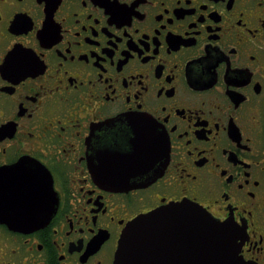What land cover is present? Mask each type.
Here are the masks:
<instances>
[{
  "label": "flooded vegetation",
  "instance_id": "flooded-vegetation-1",
  "mask_svg": "<svg viewBox=\"0 0 264 264\" xmlns=\"http://www.w3.org/2000/svg\"><path fill=\"white\" fill-rule=\"evenodd\" d=\"M176 202L264 264V0H0V204L49 208L0 264H113Z\"/></svg>",
  "mask_w": 264,
  "mask_h": 264
},
{
  "label": "water",
  "instance_id": "water-1",
  "mask_svg": "<svg viewBox=\"0 0 264 264\" xmlns=\"http://www.w3.org/2000/svg\"><path fill=\"white\" fill-rule=\"evenodd\" d=\"M32 194L15 191L10 195L12 201H27ZM43 210L39 204H0V220L14 229L36 228L40 225L37 215ZM214 220L196 203L161 206L127 226L113 264H239L240 243L232 227L225 229Z\"/></svg>",
  "mask_w": 264,
  "mask_h": 264
},
{
  "label": "snow or ice",
  "instance_id": "snow-or-ice-1",
  "mask_svg": "<svg viewBox=\"0 0 264 264\" xmlns=\"http://www.w3.org/2000/svg\"><path fill=\"white\" fill-rule=\"evenodd\" d=\"M177 206H182V205H177ZM193 206H197L195 204H193ZM213 223L225 228V229H229L232 226V223L230 221H226L224 223H221L219 220H214Z\"/></svg>",
  "mask_w": 264,
  "mask_h": 264
}]
</instances>
